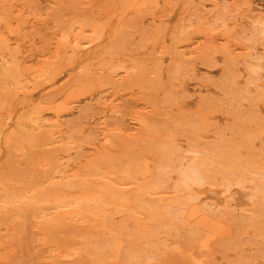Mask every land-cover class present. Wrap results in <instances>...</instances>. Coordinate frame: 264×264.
<instances>
[{
	"label": "rangeland",
	"instance_id": "obj_1",
	"mask_svg": "<svg viewBox=\"0 0 264 264\" xmlns=\"http://www.w3.org/2000/svg\"><path fill=\"white\" fill-rule=\"evenodd\" d=\"M0 15V264H264V0Z\"/></svg>",
	"mask_w": 264,
	"mask_h": 264
},
{
	"label": "bare ground",
	"instance_id": "obj_2",
	"mask_svg": "<svg viewBox=\"0 0 264 264\" xmlns=\"http://www.w3.org/2000/svg\"><path fill=\"white\" fill-rule=\"evenodd\" d=\"M6 1H7V0H6ZM8 2H9V0H8ZM89 2H90V1H89ZM94 2H95V1H94ZM75 3H76V2H75ZM87 4H90V3H87ZM91 5H93V4H91ZM121 5H122V4H121ZM88 6H89V5H88ZM140 6H141V4H140ZM71 7H72V6H71ZM5 9H6V8H5ZM8 9H9V8H8ZM11 10H12V9H11ZM108 11H109V10H108ZM50 13H51V12H50ZM12 15H13V14H12ZM83 15H84V14H83ZM109 15H110V14H109ZM3 16H4V15H3ZM14 16H15V15H14ZM98 16H99V15H98ZM8 17H9V16H8ZM15 17H16V16H15ZM104 17H105V16H104ZM9 18H10V17H9ZM20 18H21V17H20ZM83 18H84V17H83ZM0 19L2 20L1 15H0ZM3 19H4V17H3ZM83 20H84V19H83ZM97 20H98V19H97ZM8 21H9V20H8ZM74 21H75V20H74ZM84 21H85V20H84ZM11 22H12V21H11ZM9 23H10V22H9ZM76 24H77V23H76ZM17 26H18V25H17ZM14 27H15V26H14ZM63 30H65V29H63ZM93 30L95 31L96 28L93 29ZM96 31H97V30H96ZM96 31H95V33H96ZM18 33H19V32H18ZM14 34H15V33H14ZM66 34H67V33H66ZM89 37H90V36H89ZM77 40H78V39H77ZM64 43H65V42H64ZM1 45H2V44H1ZM64 45H65V44H64ZM77 45H78V43H77ZM62 46H63V45H62ZM75 46H76V45H75ZM1 48H2V47H1ZM1 48H0V49H1ZM3 48H4V47H3ZM5 48H6V46H5ZM72 48H74V47H72ZM61 50H62V49H61ZM1 51H2V50H1ZM72 52H73V51H72ZM3 53H4V52H3ZM62 53H63V52H62ZM55 54H56V53H55ZM62 56H63V55H62ZM15 63H16V62H15ZM15 63H13V64L15 65ZM11 66H12V65L10 64V67H11ZM5 67H6V66H5ZM44 67H45V66H44ZM48 67H49V66H48ZM11 68H12V67H11ZM42 68H43V67H42ZM49 68H50V67H49ZM52 68H53V67H52ZM110 68H111V67H110ZM3 69H4V71H5V68H3ZM16 69H17V68H16ZM54 69H55V68H54ZM54 69H53V70H54ZM0 70H1V68H0ZM39 70H40V69H39ZM51 70H52V69H51ZM4 71H3V72H4ZM43 71H44V70H43ZM43 71H42V72H43ZM48 71H49V70H48ZM3 72H2V73H3ZM6 72H7V70H6ZM8 72H9V71H8ZM13 72H14V71H12V75H15V72H14V74H13ZM18 72H20V71L18 70ZM51 72H52V71H50V74L52 75ZM53 72H54V71H53ZM56 72H57V70H56ZM16 73H17V72H16ZM44 73H45V72H44ZM7 74H8V73H7ZM7 74H4V73H3L2 76H0V77H1L2 79H4V78H3L4 75L7 76ZM10 74H11V73L8 74V75H9L8 77H10ZM28 74H29V73H28ZM37 74H38V73H36V75H37ZM50 74H48V72H47V75H46V73H45V75H46L47 77H48V75H50ZM56 74H57V73H56ZM12 75H11V76H12ZM31 75H32V74H31ZM38 75H40V74H38ZM41 75H42V74H41ZM43 75H44V74H43ZM45 75H44V76H45ZM51 75H50L48 78L51 77V79H52V76H51ZM53 75H54V73H53ZM16 76H17V77H15V76H12V77H14L13 80H14V79H17V80H14V81L17 82L19 78H18V75H17V74H16ZM46 76H45V78H46ZM8 77L5 78L6 81L9 80ZM12 77H11V78H12ZM19 77H20V76H19ZM24 78H25V76H24ZM30 78H33V76H31ZM36 78H37V77H36ZM36 78H35V79H36ZM41 78H42V77H41ZM10 80H11V79H10ZM46 80H47V79H46ZM52 80H53V79H52ZM28 81H29V80H28ZM37 81H38V80H37ZM41 81H42V80H41ZM7 82H8V81H7ZM9 82H10V81H9ZM9 82H8L7 84H9ZM11 82H12L13 84L15 83V82H13L12 80H11ZM11 82H10V83H11ZM22 82H23V81H22ZM24 82H26V81H24ZM38 82H39V81H38ZM49 82H50V81H49ZM20 83H21V82H20ZM17 84H18V83H17ZM25 84H26V83H25ZM27 84H28V83H27ZM31 84H32V83H31ZM38 84H39V83H38ZM48 84H49V83H48ZM10 85H11V84H10ZM17 86H18V85H17ZM20 86H21V85H20ZM20 86H19V89H20ZM40 86H41V85H40ZM22 87H23V85H22ZM36 87H37V86H36ZM4 88H5V87H4ZM23 88H24V87H23ZM2 89H3V88H2ZM24 89H25V88H24ZM13 90H14V89H13ZM17 90H18V89H17ZM72 90H73V88H72ZM6 91H9V90H5V92H6ZM13 92H15V91H13ZM21 92H23V91H21ZM7 93L9 94V92H7ZM7 93H5L4 95H6ZM17 93H18V92L16 91V94H17ZM8 94H7V96H8ZM13 94H14V93H13ZM25 94H26V92H25ZM7 96H6V97H7ZM12 96H13V95H12ZM0 98H1V95H0ZM3 98H4V97H3ZM15 98H16V97H15ZM10 100H11V99H10ZM13 100H14V99H13ZM4 101H5V100H4ZM49 101H50V99H49ZM52 101H53V100H52ZM9 102H10V101H9ZM11 102H12V100H11ZM3 103H4V102H3ZM27 103H28V102H27ZM59 104H60V103H59ZM38 105H39V104H38ZM2 106H3V104H2ZM7 106H8V105H7ZM32 106H33V104H32ZM41 106H42V105H41ZM54 106H55V104H54ZM42 107H43V106H42ZM49 107H50V105H49ZM11 108H12V107H11ZM35 108H36V106H35ZM45 108H46V107H45ZM26 109H27V108H26ZM31 109H32V108H31ZM63 109H64V107H63ZM36 110H37V109H36ZM36 110H35V111H36ZM25 111H26V110H25ZM25 111H24V112H25ZM44 111H45V110H44ZM59 111H61V110H59ZM29 112H30V111H29ZM12 113H13V112H12ZM12 113H11V114H12ZM23 114H24V113H23ZM27 114H28V113H27ZM3 116H6V114L3 115ZM22 116H23V115H22ZM27 117H28V116H27ZM27 119H28V118H27ZM18 120H19V119H18ZM20 120H21V119H20ZM24 120H25V119H24ZM24 120H23V121H24ZM28 120H29V119H28ZM35 120H36V119H35ZM1 121H2V120H1ZM1 121H0V123H1ZM26 122H27V121H26ZM5 123H6V122H5ZM18 126H19V124H18ZM6 127H7V126H6ZM38 127H39V125H38ZM45 128H46V127H45ZM4 129H5V128H4ZM16 129H17V127H16ZM20 129H21V128H20ZM22 130H23V128H22ZM28 131H29V130H28ZM22 132H23V131H22ZM22 132H21V133H22ZM18 133H19V132H18ZM48 133H50V132L48 131ZM48 133H47V134H48ZM14 134H15V133H14ZM22 134H24V132H23ZM45 134H46V133H45ZM47 134H46V135H47ZM0 135H1V134H0ZM24 135H25V134H24ZM50 135H51V134H50ZM22 136H23V135H22ZM48 137H49V136H48ZM13 138H14V137H13ZM14 139H15V138H14ZM6 140H7V139H6ZM19 141H20V140H19ZM48 141H49V140H48ZM20 142H21V141H20ZM12 144H13V143H12ZM20 144H21V143H20ZM18 145H19V144H17V146H18ZM19 146H20V145H19ZM19 148H20V147H19ZM6 157H7V154H6ZM3 160H4V159H3ZM5 161H6V160H5ZM9 162H10V160H9ZM3 163H4V162H3ZM128 164H129V163H128ZM1 165H2V164H1ZM9 165H10V164H9ZM9 165H8V167H9ZM6 167H7V166H6ZM10 167H11V166H10ZM13 168H14V167H13ZM143 169H144V168H143ZM9 170H11V168H10ZM7 171H8V170H7ZM17 171H18V170L16 169V172H17ZM5 172H6V171H5ZM18 172H19V171H18ZM184 172H186V171H184ZM184 172H183V173H184ZM19 173H21V172H19ZM189 173H190V172H189ZM1 174H2V173H1ZM10 174H11V173H10ZM133 174H134V173H133ZM187 174H188V173H187ZM187 174H186V175H187ZM11 175H12V174H11ZM134 175H136V174H134ZM145 175H146V174H145ZM183 175H184V174H183ZM188 175H189V174H188ZM188 175H187V177H188ZM190 175H191V174H190ZM2 176H3V175H2ZM6 176H7V175L5 174L4 177L6 178ZM18 176H20V175H18ZM0 177H1V176H0ZM15 177H16V176H15ZM20 177H21V176H20ZM22 177H23V176H22ZM25 177H26V175H25ZM25 177H23V178L25 179ZM185 177H186V176H185ZM187 177H186V179H188ZM10 178H11V177H10ZM10 178H8V179H10ZM16 178H17V177H16ZM18 178H19V177H18ZM189 178H190V177H189ZM6 179H7V178H6ZM26 179H27V178H26ZM12 180H13V178H12ZM12 180H10V181L12 182ZM27 180H28V179H27ZM27 180H26V181H27ZM4 181H6V180H4ZM16 181H17V180H16ZM16 181H15V182H16ZM21 181H22V180H21ZM2 182H3V181H2ZM11 182H9V183H11ZM18 182H19V181H18ZM3 183H4V182H3ZM5 183H6V182H5ZM5 183H4V184H5ZM13 183H14V182H13ZM4 184H3V185H4ZM9 185H10V184H9ZM5 186H6V185H5ZM12 186H13V185H12ZM64 187H65V186H64ZM66 187H67V186H66ZM68 189H69V187H68ZM4 190H5V189H4ZM15 191H16V190H15ZM61 191H62V190H61ZM5 192H6V191H5ZM6 193H7V192H6ZM11 193H12V192H11ZM21 193H22V192H21ZM61 193H63V191H62ZM84 194H85V193H84ZM5 195H6V194H5ZM17 195H19V194H17ZM23 195H24V194H23ZM23 195H22V196H23ZM86 195H87V194H86ZM6 196H7V195H6ZM14 196H15V195H14ZM26 196H27V195H26ZM26 196H25V197H26ZM59 196H60V194H59ZM63 196H64V194H63ZM63 196H62V197H63ZM72 196H74V195H72ZM72 196H71V197H72ZM83 196H84V195H83ZM7 197H8V196H7ZM56 197H58V195H57ZM62 197L60 196L61 199H62ZM69 197H70V196H69ZM71 197H70V198H71ZM75 197H78V196H74V198H75ZM1 198H2V197H1ZM10 198H11V197H10ZM10 198H9V197L7 198L8 201H9ZM18 198H19V197H18ZM54 198H55V197H54ZM64 198H65V196H64ZM79 198H80V197H79ZM79 198H78V199H79ZM83 198H86V199H87V197H82V199H83ZM12 199H13V198H12ZM22 199H23V198H22ZM24 199H25V198H24ZM30 199H33V198H30ZM30 199H29V200H30ZM37 199H38V198H37ZM37 199H36V200H37ZM41 199H42V198H41ZM41 199H40V200H41ZM45 199H46V198H45ZM61 199H60V201H61ZM72 199H73V198H72ZM82 199H80L79 202H80ZM14 200H15V198H14ZM18 200H19V199H18ZM55 200H56V199H55ZM55 200H54V201H55ZM67 200H68V199H67ZM84 200H85V199H84ZM1 201H2V200H1ZM4 201H5V200H4ZM4 201H3V202H4ZM23 201H24V200H23ZM49 201H51V200H49ZM63 201H64V199H63ZM76 201H77V199H76ZM82 201H83V200H82ZM85 201H86V200H85ZM27 202H29V201L27 200ZM51 202H53V200H52ZM58 202H59V201H58ZM65 202H66V201H65ZM4 203H5V202H4ZM7 203H8V202H6V204H7ZM15 203H16V202H15ZM15 203H13L12 205H15ZM66 203H67V202H66ZM80 203H81V202H80ZM61 204H62V203H61ZM61 204L59 203L60 206H61ZM64 204H65V203H64ZM67 204H68V203H67ZM81 204H83V203H81ZM8 205H10V204L8 203ZM59 205H58V206H59ZM78 205H79V204H78ZM85 205H86V204H85ZM7 207H8V206H7ZM71 207H72V206H71ZM8 209H9V208H8ZM195 209H196V208H195ZM78 210H79V209H78ZM81 210H82V209H81ZM193 210H194V209H191L190 211L193 212ZM5 212H6V211H5ZM2 213H3V212H2ZM4 214H5V213H3V215H4ZM64 214H65V213H64ZM55 216H56V215H55ZM55 216H54V217H55ZM63 216H64V215H63ZM1 217H2V215H1ZM17 217H19V215H17ZM194 217H195V216H194ZM197 218H198V217H197ZM49 219H50V218H49ZM57 219H59V218H57ZM57 219H56V220H57ZM50 220H51V219H50ZM53 220H54V218H53L51 221H53ZM56 220H55V221H56ZM2 221H3V220H2ZM5 221H6V220H5ZM55 221H53V222H55ZM49 222H50V221H49ZM44 223H45V224L47 223L46 220H45V222L43 221V224H44ZM58 224H59V223H58ZM48 225H49V224H48ZM61 225H62V224H61ZM47 227H48V226H47ZM55 227H56V226H55ZM57 227H58V226H57ZM196 227H197V225H196ZM48 229H49V228H48ZM197 230H199V229H197ZM201 231H202V230H201ZM202 233H203V232H202ZM206 234H207V233H206ZM52 236H53V235H52ZM68 242H69V241H68ZM57 243H58V242H57ZM53 244H54V243H53ZM55 244H56V243H55ZM62 244H63V242H62ZM58 248H61V247H58Z\"/></svg>",
	"mask_w": 264,
	"mask_h": 264
}]
</instances>
